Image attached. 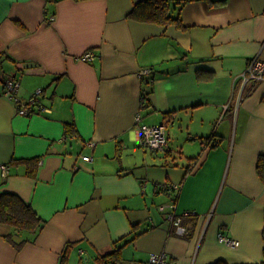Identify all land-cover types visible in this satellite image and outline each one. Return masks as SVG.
Segmentation results:
<instances>
[{"label": "crops", "instance_id": "1", "mask_svg": "<svg viewBox=\"0 0 264 264\" xmlns=\"http://www.w3.org/2000/svg\"><path fill=\"white\" fill-rule=\"evenodd\" d=\"M137 1L0 0V93L13 76L18 97L42 88L51 109L19 115L0 96V192L43 219L15 236L20 249L0 223V264H59L68 244V264H99L121 245L116 264L161 251L167 264L261 261L264 80L240 99V77L264 60V0H171L182 27L131 18ZM137 113L163 124V150L140 144ZM210 134L215 146L202 142ZM173 202L185 235L166 220Z\"/></svg>", "mask_w": 264, "mask_h": 264}, {"label": "built area", "instance_id": "2", "mask_svg": "<svg viewBox=\"0 0 264 264\" xmlns=\"http://www.w3.org/2000/svg\"><path fill=\"white\" fill-rule=\"evenodd\" d=\"M52 19V17H50ZM82 59L90 60L93 58L91 51L85 52L82 54ZM149 68L141 69L139 71V76L148 73ZM242 79V89L240 92V99L244 97L245 92H249L252 89L253 85L258 81L264 80V60L259 59L258 57H253L247 64V69L244 73L241 74ZM3 91L0 93V96H5L13 101L16 112L19 115L30 116L37 113H50L51 109L46 107L41 102L42 88L35 89L31 95L23 100L18 97L17 92L20 85L19 80L16 77H7L3 82ZM145 103V97L142 96L141 105ZM135 121L138 124L139 128V141L142 146H145L151 150H163L167 145V137L164 130L163 124H154L148 125L144 123L141 119V115L137 113ZM90 145L93 146L94 143L90 142ZM2 173L5 175L7 173V165H0ZM179 183L164 182L157 185L158 189L163 190H173L178 191ZM171 208L170 211L165 213L166 220L170 225L173 226V230L178 235H185L187 233V227L182 223V214L176 211V204L170 203L167 205ZM166 205H159V210L164 211ZM218 241L227 244L228 246L235 245L236 242L234 239L227 237L223 233L218 234ZM168 254L166 251H161L157 253H152L149 256L148 264H167Z\"/></svg>", "mask_w": 264, "mask_h": 264}, {"label": "trees", "instance_id": "3", "mask_svg": "<svg viewBox=\"0 0 264 264\" xmlns=\"http://www.w3.org/2000/svg\"><path fill=\"white\" fill-rule=\"evenodd\" d=\"M171 0H139L137 1L129 13L131 18L140 21L154 22L162 25L174 23L182 27L181 18L179 15L174 16L171 12ZM66 132L72 133L73 126L71 123H66ZM216 138L214 135L202 139L203 143H208L214 140L211 146L216 145ZM30 166L35 163V160L25 161ZM257 175L264 182V154H260L256 161ZM33 173L31 172V175ZM264 211V210H263ZM0 223L12 227V231L6 233L5 238L10 241L16 249H20L26 238L20 240L15 239V236L21 232H27L35 235L43 225V219L35 212L30 204L24 202L17 194L11 192H0ZM262 227L263 239V254L261 261L243 263V264H264V222ZM69 244L66 245L62 251L59 264L67 263V253ZM122 246V245H121ZM121 246H117L112 252L99 256L97 261L99 264H116L122 261ZM208 264H228L222 259H217ZM230 264V263H229Z\"/></svg>", "mask_w": 264, "mask_h": 264}]
</instances>
